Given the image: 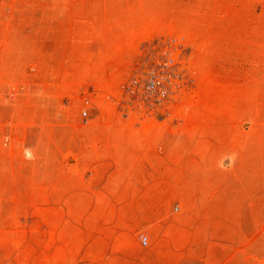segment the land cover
Here are the masks:
<instances>
[{"label":"rangeland","instance_id":"obj_1","mask_svg":"<svg viewBox=\"0 0 264 264\" xmlns=\"http://www.w3.org/2000/svg\"><path fill=\"white\" fill-rule=\"evenodd\" d=\"M167 60L147 112L125 86ZM71 145H174L164 224L115 228ZM0 264H264V0H0Z\"/></svg>","mask_w":264,"mask_h":264},{"label":"crops","instance_id":"obj_2","mask_svg":"<svg viewBox=\"0 0 264 264\" xmlns=\"http://www.w3.org/2000/svg\"><path fill=\"white\" fill-rule=\"evenodd\" d=\"M71 146L77 147L74 153L77 182H86L81 188H85L87 198L96 199V207L103 210L110 206L109 221L115 228L139 230L164 224L176 190L174 145ZM192 176L188 161L183 165L182 186L183 195L188 198H191ZM228 181L226 189L233 196L232 182L236 180ZM199 211H203L201 207ZM208 212L205 208L202 213Z\"/></svg>","mask_w":264,"mask_h":264},{"label":"built area","instance_id":"obj_3","mask_svg":"<svg viewBox=\"0 0 264 264\" xmlns=\"http://www.w3.org/2000/svg\"><path fill=\"white\" fill-rule=\"evenodd\" d=\"M181 64L173 60L159 64L146 73L127 82L125 94L136 106L147 112H156L169 107L177 97L183 84L184 74ZM182 69V70H181ZM87 104L89 101L87 100ZM87 115V111H84ZM179 210V207L176 208ZM141 242L147 246L148 236L142 234Z\"/></svg>","mask_w":264,"mask_h":264}]
</instances>
